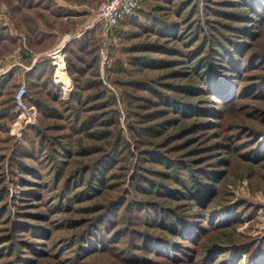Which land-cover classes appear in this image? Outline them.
<instances>
[{"label":"rangeland","instance_id":"1","mask_svg":"<svg viewBox=\"0 0 264 264\" xmlns=\"http://www.w3.org/2000/svg\"><path fill=\"white\" fill-rule=\"evenodd\" d=\"M100 1L0 0V62L19 55L29 66L25 56L44 50L48 61L38 83L10 69L6 75L13 77L0 96V264H254L257 246L264 245V0H138L135 12L105 40L110 57L104 67L97 52L105 41L94 21ZM88 31L95 40L90 52L92 45L82 51L75 42L73 51L64 48ZM39 36L42 43L35 42ZM60 46L64 69L52 63ZM135 46L140 48L132 51ZM137 55L168 62L132 64ZM199 57L201 69L206 63L225 67L220 93L166 87L200 85L205 73L194 68ZM67 58L84 67L75 85L66 74ZM21 79L27 104L37 109L28 123L11 103ZM138 82L189 106L161 104L132 84ZM77 91L79 102L66 103ZM37 100L52 112H43ZM101 101L110 104L103 109ZM156 110L155 118L141 116ZM93 117L116 120L108 139H92L80 129L82 119ZM100 119L91 131L102 128ZM146 148L168 163L146 158ZM106 153L114 166L100 182L97 158ZM190 169L200 178V170L218 174L203 178L210 188L203 204L134 190V174L180 189L177 179L187 178ZM133 198L142 211L122 206L110 212L111 201ZM156 207L159 214L167 207L184 217L195 212L194 223L205 231L193 240L194 227L182 237L154 222ZM133 234L149 242L136 237V243ZM156 237L169 246L165 252L150 244ZM244 243L252 244L250 253L237 254Z\"/></svg>","mask_w":264,"mask_h":264},{"label":"trees","instance_id":"2","mask_svg":"<svg viewBox=\"0 0 264 264\" xmlns=\"http://www.w3.org/2000/svg\"><path fill=\"white\" fill-rule=\"evenodd\" d=\"M256 2H257V0H252L253 4ZM56 12H55V14H58V12L57 13ZM127 18L128 17L124 18L122 21H125ZM42 39H43V37L39 36L37 39H35V42L36 43H40V42L42 43ZM74 42L76 44L75 45L76 49L82 50V51H85L90 45H92L91 48L88 49L87 52H90V50L93 49L95 46L94 35L89 31L85 32L82 35V37H80V39L74 38V40H72V42H70L69 44L68 43L65 44L64 48L67 50L69 49L70 51H73L74 50V48H73ZM205 43H206V41H205ZM201 46H198L197 49H195V51H198V49ZM135 47L136 48L132 49V51H135V50L140 48L138 46H135ZM174 50H177V49H174ZM30 56L31 55H28L25 57H27L26 58L27 60H30V58H29ZM77 56L82 58V56H80V55H77ZM130 62L132 64H135V65L139 64V65H144L146 67H152L153 68V67H162L163 64H165L168 61L163 60V59H158V58L157 59L149 58V57L147 58V56H144V55H137V56H133L131 58ZM201 62H202L201 57H199V59H197L194 63V68H197L201 71L203 70L202 72L205 73L202 77V81H201L200 85L195 86V85H192L189 83H184V85L168 83L166 87L168 89L170 87L179 88V89H181V91L183 93L187 90H189V91H194V90L203 91L205 89L209 90L210 93H214V94L220 93L221 89L223 88V86L227 82H225V80L221 78L222 75L219 71L220 70L224 71L225 67H223L220 64H216L215 66L213 65V67H211L209 63H206V65H204V67H203L205 69V71H204V69H201V65H202ZM47 63H48V61L46 58H43L41 60H37L34 62V64L31 66V68H29V70H27L24 74L27 75L28 77L29 76L32 77L33 81H35L33 83H38L37 81L39 79H41L42 76L44 75L43 72H44V69L46 68ZM83 70H84V67H82L81 65H76L75 61L71 62V59L67 58L66 72H68V74L72 78L74 85H75V82L77 81L76 74L83 73ZM201 74L202 73H200V75ZM12 75H14V74H12ZM12 77L13 76H11V75H6L0 79V96L3 93V86L6 83H8ZM97 84L99 85V83H97ZM132 84H136V85L140 84L143 88L148 89L153 95H155L157 97V100L160 101L159 103L164 104L168 107L170 105H173L176 102L177 103L179 102L178 104L183 106L182 108H184V106H189L187 104L184 105L179 100L172 97L170 94L168 95L166 92H162V91L158 90L155 86H151L148 84H141L139 82L138 83H132ZM202 84H205V85L202 86ZM74 91H76V89ZM79 92L77 91V93H75V94L73 92V95H71L69 97V99L66 101V103L69 104L70 102H72V100H74L75 102H79V100H78L79 94H80ZM102 93H103V91L100 92L99 97L103 96ZM11 99H12L11 103L14 107L13 95H12ZM37 101H38L39 106L42 108V110L44 109L43 112H46L47 110L51 111L50 106H48V105L43 106L42 102H39V100H37ZM146 101H150V100L147 99ZM108 104H110L109 101H105V102L101 101L100 106H101V108L104 109L105 107H108ZM160 111L161 110H158V111L156 110V111H154V113H147V114L145 113V114H142L141 116L144 118H147V119H148V117H154L155 118V116ZM182 111H183V109H182ZM178 112H179V110H178ZM96 118L100 119L98 117H95V119L93 117V118H90L88 120L82 119L80 121L81 122L80 123V129L85 131V134L88 135L89 137H91L92 139H101V140L108 139L109 136L111 135L110 129H108V128H110L115 123L116 120L113 119V117L112 118L108 117V119H100L99 123H100V125H102V128H99V130L91 131L89 129V126L93 122L97 121ZM150 129L152 131L151 132L152 134H155V132L157 131L156 128H154V129L150 128ZM93 146H95L96 148L100 147L99 145H96V144H94ZM144 150L146 151V154H147L146 158H149L150 160H153L155 162L158 161V162H162V163H166V164L168 163L165 161V158L162 155H161V157L163 159L160 157V155H159L160 152L158 150H154L152 148H149V149L146 148ZM104 155L105 156L97 158L98 159V163H97V165H98V172H97L98 178H97V180H99L100 182H102V180H103L102 178L105 175V173L107 171H109L110 168H112L114 166V164H112V160L110 157L111 153L110 154L106 153ZM178 164L180 167H182L184 169L187 168L186 163L184 161L179 160ZM89 166H91V165H89ZM82 168H83V166L80 167V169H82ZM88 168L89 167H84L83 169L86 170ZM192 171L193 170H191V169L188 171L187 178L181 177V178L177 179V180H179L177 182H179V185L181 187L180 189H178L176 187H172V188L166 187L165 185L155 183L154 181H152L151 179H148V178H146L147 180L145 179V181H144L143 177H141L140 174H134L133 175L132 178H133V180H135L133 187H134V190L138 191L139 193H142V192L143 193H151L150 191L152 189H154L156 191V193H158V194L162 193L164 195L169 196L172 199L178 198V200H181V199L182 200H188V198H194V200L198 201L199 204H203L204 200L208 197L207 194L210 192V188L206 185L207 183L204 181L203 178L205 177L206 179L209 178L210 180L211 179L213 180L218 176V174L216 172H214V173H216L217 175L213 174L212 170H205V171L200 170L199 173H201V175H203V174L205 175V176H203V178H200L199 176H196L197 174L192 173ZM33 172L34 171H32V173ZM139 177L141 179H139ZM201 179H203V181ZM146 181H147V183H146ZM138 204L139 203H137V201H135L134 198L131 200H128V199L123 200L122 199V200L117 201V202L111 201V204H109V210L112 214L114 212H115L114 214H116L118 212V208H121L123 206L126 210H127V208H129V209L142 211V208H139ZM152 205H155V204L152 203ZM167 208H169V209H167ZM167 208L165 209L164 214L162 212H161V214H159V212H158L159 209L157 207L155 208L156 213L154 214V217L157 218V220L154 222L156 224H160L164 227H170L171 229L173 228V230L175 229V230L179 231L180 236H182V237L186 236L185 238H189V237H187L188 233L192 232L193 228L195 227L194 233L192 232V234H190V235H193L192 236L193 240H196V237H198L201 234V232L205 231V227L200 226L199 224L197 225L196 223H194L195 217L193 218V216L195 215L194 214L195 212H189L187 214V216L184 217L183 215H180V213H176L177 211H175L174 208H170V207H167ZM198 213H201V212H198ZM107 220H108V218H107ZM97 223H100V222H97ZM97 225H99V224H97ZM108 228H109L108 225H106L104 230H107ZM112 228L113 227H111L109 231H112ZM112 236H114L113 231H112L111 237ZM133 236L131 239L136 240L135 241L136 243L138 241L136 237H139V239L144 241V243L149 242L146 240L147 239L146 237L145 238L140 237L136 234H133ZM91 237H93V238L96 237V234L94 233ZM108 237H110V236H108ZM101 238H102V236L99 237L98 240ZM98 240L96 241L97 242L96 246H99L98 243H100V242H98ZM90 242H93V241L90 239ZM112 242H115V241H112ZM150 244H152V247H155L156 248L155 250H157V251H164L165 252L164 249L167 250L168 249L167 247H169L160 239L158 240V238L156 240H155V238H153L152 241L150 242ZM153 245H155V246H153ZM251 247H252L251 243H244L238 247L237 254H238V252L239 253L242 252V253H246V254L250 253L249 250ZM169 250H171V249H169ZM256 250L258 253L255 254V260L253 263L254 264H262L264 261V245L259 243Z\"/></svg>","mask_w":264,"mask_h":264},{"label":"built area","instance_id":"3","mask_svg":"<svg viewBox=\"0 0 264 264\" xmlns=\"http://www.w3.org/2000/svg\"><path fill=\"white\" fill-rule=\"evenodd\" d=\"M138 5V0H101L96 6V15L94 21L101 25V35L102 40L105 41L109 36H111L114 31L120 26L121 21L131 16ZM108 42L100 43L98 48L99 64L100 67L106 66L109 61L108 55ZM62 46L59 47L56 51L51 53V57L54 59L52 63L55 65L57 58L63 60L65 66V57L64 52L61 50ZM54 55H57L54 57ZM13 67H18L22 72L29 69L30 65L27 66L19 57V55L13 56V61L8 64L0 62V79L3 78L6 73ZM26 84L24 80H20L14 88L13 94V104L17 109L18 117L21 118L24 122H31L36 117V106L35 104L26 102Z\"/></svg>","mask_w":264,"mask_h":264},{"label":"crops","instance_id":"4","mask_svg":"<svg viewBox=\"0 0 264 264\" xmlns=\"http://www.w3.org/2000/svg\"><path fill=\"white\" fill-rule=\"evenodd\" d=\"M62 34H63V35H59V39H60L61 41H63V45H64V44L66 43V32H65V33L63 32ZM61 45H62V44H61ZM45 51H46V50H44V51H42V52H35V53H33V54L29 57V58H30L29 64H30V65H33L35 61L43 59L42 56H43V54H45ZM16 70L19 71L20 69L17 67ZM20 72L22 73L21 77L23 78V76H25L24 73H25L26 71L22 72V71L20 70ZM66 74H67V72H66ZM21 80H23V79H21Z\"/></svg>","mask_w":264,"mask_h":264},{"label":"bare ground","instance_id":"5","mask_svg":"<svg viewBox=\"0 0 264 264\" xmlns=\"http://www.w3.org/2000/svg\"><path fill=\"white\" fill-rule=\"evenodd\" d=\"M57 55H54V57H56ZM55 63L57 64L58 67H61L64 69V63H63V60L59 57L57 58V60L55 61ZM59 73H61V75H59ZM57 76H58V80L60 83H62V86H64L66 89H68L67 87L68 84H67V76L64 74V72L62 71H59L57 73Z\"/></svg>","mask_w":264,"mask_h":264}]
</instances>
